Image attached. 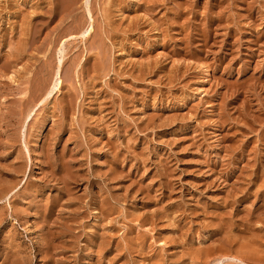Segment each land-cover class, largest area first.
Masks as SVG:
<instances>
[{"label":"rangeland","instance_id":"obj_1","mask_svg":"<svg viewBox=\"0 0 264 264\" xmlns=\"http://www.w3.org/2000/svg\"><path fill=\"white\" fill-rule=\"evenodd\" d=\"M55 1L0 0V264H264V0Z\"/></svg>","mask_w":264,"mask_h":264},{"label":"bare ground","instance_id":"obj_2","mask_svg":"<svg viewBox=\"0 0 264 264\" xmlns=\"http://www.w3.org/2000/svg\"><path fill=\"white\" fill-rule=\"evenodd\" d=\"M39 1V0H38ZM51 1V0H50ZM81 0H56L55 1V3H56V6L58 7V9H59V11H60V13L62 12L63 13V15H62V18H67L69 15H71L72 13H74V17H75V19H74V22L73 23H75V24H73V25H71V27H67L65 30H62L61 32H59L58 33V35L56 36V38H54V39H56V41H58V42H60L63 38H67L68 36L69 37H77V36H79V35H82V36H84L85 35V33L83 32L82 33V31H83V27H82V25H81V23H80V16L78 17L77 16V14L75 15V11H76V8L77 7H79L78 5H79V2H80ZM48 3H49V1H48ZM44 6V5H43ZM40 8H41V2L38 4V8L37 9H39L40 10ZM46 9V7L44 8V10ZM47 10V9H46ZM50 10V9H49ZM24 12V11H23ZM55 12H58V11H55ZM88 12H89V14L91 15V11H90V9H89V7H88ZM37 13H38V11H37ZM52 13V12H51ZM36 14V13H35ZM40 14V13H39ZM57 14V13H56ZM60 15V14H59ZM26 16V15H25ZM53 16H55V15H53ZM109 16V15H108ZM49 17H51V16H49ZM73 17V18H74ZM105 17V16H104ZM31 18V17H30ZM81 18H82V16H81ZM27 19V18H26ZM61 20V19H60ZM25 21V20H24ZM32 21V20H31ZM62 21V20H61ZM64 21V20H63ZM26 22V21H25ZM41 23V22H40ZM71 23V22H70ZM34 24V23H33ZM93 25V24H92ZM26 26V25H25ZM31 26H33V25H31ZM91 27V26H90ZM89 27V28H90ZM93 29V27H91L90 29H88V33L90 34L91 33V31H93L92 30ZM31 30V29H30ZM35 30V29H34ZM49 33V32H48ZM27 36V35H26ZM53 39V38H52ZM76 39V38H75ZM30 40V39H29ZM34 41V40H33ZM56 41H54L53 40V42H56ZM57 43V42H56ZM24 44V43H23ZM54 44V43H53ZM95 44V43H94ZM57 45V44H56ZM65 45V42L63 43V45H62V47ZM26 47V46H25ZM51 49V48H50ZM60 50V49H59ZM63 50V49H62ZM75 62V61H74ZM50 63H52V62H50ZM49 64V63H48ZM62 66H63V63H62V58H61V60H60V63H59V65H58V68H57V70H56V74H55V80H54V82H53V84H52V87H51V89H50V91H48V93H47V96H52L51 94H53V92L55 93V91L56 90H60L61 89V87H62V76H61V69H62ZM45 68V67H44ZM47 69V68H46ZM38 72V71H37ZM46 73V72H45ZM49 79V78H48ZM38 80V79H37ZM47 80V79H46ZM40 82L41 81H38V83L35 85V87L38 89V88H40ZM42 84H43V81H42ZM44 86V85H43ZM46 86V85H45ZM41 89H42V87H41ZM40 89V90H41ZM45 89V88H44ZM33 90H35V91H37L36 89H33ZM46 91V90H45ZM34 92V91H33ZM38 92H39V90H38ZM40 93H41V91H40ZM44 93V92H43ZM42 93V94H43ZM44 94H46V93H44ZM39 96H41V95H39ZM49 96V97H50ZM35 97V96H34ZM42 97V96H41ZM37 98V97H36ZM48 98V97H47ZM46 98V99H47ZM30 99H32V98H30ZM35 99V98H34ZM48 100V99H47ZM37 101V100H36ZM69 174V173H68Z\"/></svg>","mask_w":264,"mask_h":264}]
</instances>
